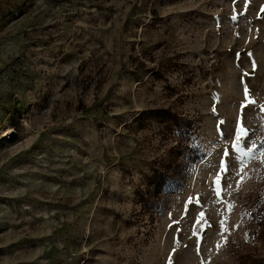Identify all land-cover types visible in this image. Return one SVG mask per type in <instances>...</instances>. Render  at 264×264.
I'll return each mask as SVG.
<instances>
[{"label":"rangeland","instance_id":"1","mask_svg":"<svg viewBox=\"0 0 264 264\" xmlns=\"http://www.w3.org/2000/svg\"><path fill=\"white\" fill-rule=\"evenodd\" d=\"M245 2L232 21L233 0H0V264L264 257V155L232 148L264 143V0ZM185 137L200 157L150 196Z\"/></svg>","mask_w":264,"mask_h":264},{"label":"trees","instance_id":"2","mask_svg":"<svg viewBox=\"0 0 264 264\" xmlns=\"http://www.w3.org/2000/svg\"><path fill=\"white\" fill-rule=\"evenodd\" d=\"M186 137L191 136L189 130L185 131ZM184 138L183 142H180V145L175 148L177 150L175 152V156L172 158L174 162V169L172 170V174L169 175V172L164 174H160L156 172L155 175L149 178L150 190L149 195L153 196L154 198H158L164 191L166 187H170L173 185H179L180 179H182V175L192 169L193 163L200 157V150L193 146L192 140L188 138ZM187 155V160L185 162H178L179 157ZM177 177H176V176ZM175 176V177H174ZM173 180V182H169V180ZM146 201V200H145ZM153 205V203H152ZM151 206V205H150ZM255 224L253 227H257V230L251 232L252 238L258 242H264V209L259 213L258 216L255 215L253 217ZM242 260L239 264H264V257H260V255L253 254L249 252L246 256L241 258Z\"/></svg>","mask_w":264,"mask_h":264},{"label":"snow or ice","instance_id":"3","mask_svg":"<svg viewBox=\"0 0 264 264\" xmlns=\"http://www.w3.org/2000/svg\"><path fill=\"white\" fill-rule=\"evenodd\" d=\"M235 4H236V0H233V5H234L233 15L230 17V19L232 21H235L237 19V16L238 15H243V13H236L235 12ZM245 9H247V0L245 2ZM261 11L264 12V6L261 7ZM240 55L241 54L239 52L236 53V57H237L238 60L240 58ZM248 55L251 56V53H248ZM254 70H255V63L253 62V71ZM247 92H248V89H247V86L245 85V94H246V96H247ZM243 107H244V105H242V108ZM260 110H261V112H264V105H261L260 106ZM213 111L215 112V108H213ZM221 123H223V121H221ZM245 131L248 132L250 130H247L246 129ZM239 132H240V129L237 128L236 129V140H238V141L241 139V137L239 135ZM252 134L254 135V133H252ZM225 138H228V137L226 136ZM246 142H247V140H246ZM232 148H237L238 151H241L242 156H250V155H252V153L257 148L259 149L260 154L261 155H264V143H262L260 145H256L255 142H253L252 143V147L251 148H248L247 152H244L242 149H239L238 146H237V144H235V143L232 145ZM230 160H231V154H230L229 150L226 149L223 152V156H222V160H221V164H220V171L217 173V177L218 178H221L223 180L228 179V177H229V170L226 169L225 163L227 161H230ZM262 162H264V161H262ZM244 168H245L244 161H243V159H241L240 160V168H239V171L236 173L239 176V180L237 181V184H239L240 180L243 179ZM229 187H230V185H229ZM216 195L219 198L221 194L219 192H217ZM201 215H203V213H201ZM224 227H225V222H224V220H221L220 221L221 234H223ZM217 247H219V244L217 245ZM173 251H175V249H173ZM197 252L199 253V242H198V245H197ZM169 259L171 260V257Z\"/></svg>","mask_w":264,"mask_h":264}]
</instances>
